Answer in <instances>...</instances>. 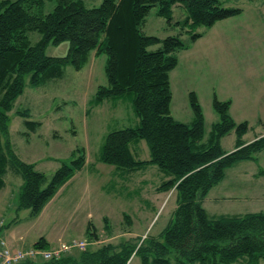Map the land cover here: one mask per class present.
Returning a JSON list of instances; mask_svg holds the SVG:
<instances>
[{
	"label": "trees",
	"instance_id": "obj_1",
	"mask_svg": "<svg viewBox=\"0 0 264 264\" xmlns=\"http://www.w3.org/2000/svg\"><path fill=\"white\" fill-rule=\"evenodd\" d=\"M52 9L45 12V4ZM185 11L182 21L173 25L188 32L195 43L202 33L197 27H212L217 21L236 17L240 8L225 7L222 0H102L88 6L84 0H0V191L8 170L23 179L17 210L28 209L31 218L44 207L85 165L83 150L70 165L62 164L50 178L24 163L14 154L9 140L8 112L23 93L28 77L32 87L60 78L63 68L71 65L79 71L91 52L105 54L107 86L99 87L91 104L98 106L109 98L132 94L133 111L138 125L108 133L99 161L134 173L148 165L156 166L166 177L158 192L176 193L174 219L157 238L126 240L113 245L71 253L58 260L20 264H127L139 257L141 264H260L264 261V213L224 215L211 218L202 206L208 192L220 183L226 170L247 161H255L264 150V135L250 143L243 141L247 122L235 123L231 101L214 95L212 108L218 121L204 141V120L197 96L188 95L194 114L191 123L176 121L170 114L169 74L178 64V54L189 48L180 35L160 39L141 32L153 8L157 16L172 25L173 8ZM29 32L41 38L34 44ZM68 42L63 57H49V44ZM155 47V49H151ZM24 125L32 132L40 126L29 120L28 110H17ZM264 126V122H261ZM234 131L233 151L227 153L221 139ZM144 140L150 159L138 160L129 145ZM73 153V155L75 154ZM264 176V169L259 170ZM123 219L130 224L128 215ZM104 229L110 232L107 218ZM87 242L98 239L92 224L86 228ZM34 248L48 249L44 238ZM129 264V263H128Z\"/></svg>",
	"mask_w": 264,
	"mask_h": 264
},
{
	"label": "rangeland",
	"instance_id": "obj_2",
	"mask_svg": "<svg viewBox=\"0 0 264 264\" xmlns=\"http://www.w3.org/2000/svg\"><path fill=\"white\" fill-rule=\"evenodd\" d=\"M84 1L88 6H96L102 0ZM222 2L225 7L242 9V13L217 21L210 28H195L194 33L203 34L195 43L190 42L188 32L173 25L186 15L181 7L173 8L172 25L157 16V9L153 8L141 32L160 39L180 35L182 42L189 45L178 54V64L169 74L171 116L186 124L193 121L188 99L189 93L193 92L201 107L206 142L212 125L218 121L212 108L215 95L220 101H231L230 114L235 123L247 122L248 131L243 141L250 143L264 135L261 123L264 122V0ZM51 9L50 3L45 4V12ZM27 35L32 44L41 38L38 32ZM68 47V42L49 44L45 53L49 57H63ZM105 61V54L96 55L93 51L79 71L67 65L60 78L48 80L38 87H32L28 77L25 79L23 93L7 114L14 154L22 162L34 164L35 169L47 178L62 164L70 165L78 156L75 153L78 149L83 150L85 165L65 194L32 229L29 210H17L23 179L8 170L3 193L9 195L6 199L3 193L0 194L2 235L17 236V228L25 227L24 230L30 232L28 236L86 240V228L90 223L98 239L90 242L87 248L96 249L108 243L116 245L126 240L157 238L174 219L176 193L174 190L157 191L166 177L156 166L148 165L127 173L99 161L108 133L138 125L131 104L132 94L109 98L98 106L91 104L97 89L107 86ZM17 110H28L29 120L40 124L35 132L25 127ZM235 140V132L231 131L221 139L220 145L230 153ZM129 149L135 159H150L144 140L131 143ZM261 169H264V150L256 155L255 161L238 163L227 169L224 179L202 201L207 214L216 218L264 213V176L258 175ZM77 203L79 206L73 216ZM123 214L128 215L130 224L124 221ZM104 218L108 219L110 232L104 229ZM18 223H21L19 227ZM129 264H141L139 257H133Z\"/></svg>",
	"mask_w": 264,
	"mask_h": 264
},
{
	"label": "built area",
	"instance_id": "obj_3",
	"mask_svg": "<svg viewBox=\"0 0 264 264\" xmlns=\"http://www.w3.org/2000/svg\"><path fill=\"white\" fill-rule=\"evenodd\" d=\"M3 224L0 223V228ZM90 244L86 240L72 239L68 242H60L48 249L40 248H12L5 239L0 236V264H20L25 261L39 262L58 260L63 256L71 254L73 251L85 250Z\"/></svg>",
	"mask_w": 264,
	"mask_h": 264
},
{
	"label": "crops",
	"instance_id": "obj_4",
	"mask_svg": "<svg viewBox=\"0 0 264 264\" xmlns=\"http://www.w3.org/2000/svg\"><path fill=\"white\" fill-rule=\"evenodd\" d=\"M248 162V161H247ZM251 162V161H249ZM243 163V162H241ZM83 169V168H82ZM81 169V170H82ZM80 170V171H81ZM80 171H78L77 173H79ZM76 173V174H77ZM75 174V175H76ZM257 174V173H256ZM75 175L73 176V178H71V180H69L65 185H63L59 191L57 192V194L51 199V201L44 207V209L42 210L41 214L36 217V218H32L30 219V229H32L33 227H35V223L36 221H38L40 218L43 217V215H45L48 211V209H50V207L52 205H54L56 203V201H58L63 194H65V191L68 189V187L70 186L71 181L74 179ZM253 177L255 176V173L252 175ZM257 176V175H256ZM259 177V176H258ZM7 185L4 181V187L3 189H1L0 194L3 193V191L6 189ZM8 193H3V197H5L7 199L8 197ZM79 204H76V207L74 208V215H76V208H78ZM57 214V213H56ZM89 216V215H88ZM24 219L27 220V216L25 214ZM52 220H55V218H53ZM19 224V225H18ZM17 227H19L21 225V223H18ZM20 228V227H19ZM17 228V236H9V235H2V230L0 231V236L2 238L5 239V241L7 242V244L12 247V248H30L33 247V245L37 242V240L39 238H44L45 241L47 242V244L50 247L56 246L57 244H59L60 242H68L72 239H64L63 237L57 236L56 238H54L53 236H47V235H39V236H28L30 232H27V230H24L25 227H23V229H19Z\"/></svg>",
	"mask_w": 264,
	"mask_h": 264
},
{
	"label": "water",
	"instance_id": "obj_5",
	"mask_svg": "<svg viewBox=\"0 0 264 264\" xmlns=\"http://www.w3.org/2000/svg\"><path fill=\"white\" fill-rule=\"evenodd\" d=\"M128 263H129V262H128ZM128 263H127V264H128Z\"/></svg>",
	"mask_w": 264,
	"mask_h": 264
}]
</instances>
